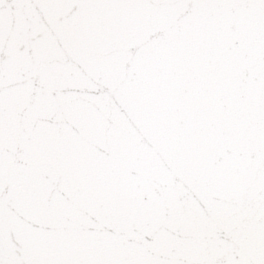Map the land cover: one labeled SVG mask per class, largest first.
<instances>
[{"label":"snow or ice","instance_id":"6c2138e0","mask_svg":"<svg viewBox=\"0 0 264 264\" xmlns=\"http://www.w3.org/2000/svg\"><path fill=\"white\" fill-rule=\"evenodd\" d=\"M0 264H264V0H0Z\"/></svg>","mask_w":264,"mask_h":264}]
</instances>
